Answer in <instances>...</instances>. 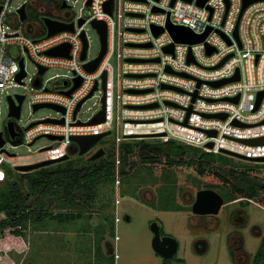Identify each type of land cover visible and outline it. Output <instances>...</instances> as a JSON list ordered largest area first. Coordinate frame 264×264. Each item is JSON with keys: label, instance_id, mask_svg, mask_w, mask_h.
Segmentation results:
<instances>
[{"label": "built area", "instance_id": "1", "mask_svg": "<svg viewBox=\"0 0 264 264\" xmlns=\"http://www.w3.org/2000/svg\"><path fill=\"white\" fill-rule=\"evenodd\" d=\"M10 1L0 3V91L5 92L7 98L23 94L24 101L27 99V93L13 94L9 91L12 86L28 85L25 57L13 55V48L18 46L38 67V76L30 78L33 86L29 99L33 111L39 103L57 104L65 111L57 110L59 117L31 120L19 129L16 124L19 118L9 115L4 127H1L0 109V133L7 130L4 133L5 143L0 147V182L7 178L8 168L18 170L19 165L61 157L68 154L67 150L73 143L79 150L78 144L72 140L73 136L112 131H115V140L108 150L104 149L106 159L115 164L113 188L116 206L121 201V145L136 134H153L162 142L176 140L215 154L236 157L228 152L231 151L248 157H264V143L252 145L241 141L264 137V94L260 95L264 92V0L253 1L244 10V0H207L204 5H200L198 0H92L87 5L86 0L89 14L76 18L70 11L71 0H55L52 8L46 0H25L28 14L25 20H21L18 12L24 3L11 10ZM109 1L111 12L106 9ZM33 9L43 14V22L46 16L74 23V29L49 35L45 22L42 29L41 24L29 20ZM54 9L58 12L53 13ZM81 19H84L82 24ZM95 19L107 23V49L98 67L89 71L85 63L101 52L96 57L89 56L86 24H92ZM169 22L188 27L197 35H207L200 42L177 41L167 29ZM153 26L162 27L164 31L156 35ZM237 28L238 36L235 33ZM83 31L88 41L86 59H82ZM62 44L69 46L67 55L48 53ZM171 44L173 50L166 51L165 47ZM209 48L213 50L211 53ZM21 61L26 76L19 81L17 75L22 70ZM55 66L66 68L71 77L58 79L51 86L50 81L57 77L44 80L42 75ZM41 67H46L44 73L39 72ZM237 74L239 79L214 84ZM77 79H81L80 85L67 93ZM95 85L97 88L93 95L98 90L102 93L100 109L88 120H82L78 116L82 106L76 114L75 109ZM105 93V120L93 123L91 120L103 107ZM154 103L157 105L148 106ZM189 109L192 111L185 124ZM49 118H63L64 122L49 121ZM11 119L19 132L13 139L18 144L31 145L41 136L56 135L57 138L53 139L59 143L56 154H47L40 160H18L15 153L5 148L7 138L12 140L6 127ZM138 125H145L146 128ZM210 143L212 146H209ZM51 147L41 148L40 151ZM255 162L264 164V161ZM119 220L116 215L115 222ZM118 239L116 233L115 240ZM118 256L115 243L114 257Z\"/></svg>", "mask_w": 264, "mask_h": 264}, {"label": "rangeland", "instance_id": "2", "mask_svg": "<svg viewBox=\"0 0 264 264\" xmlns=\"http://www.w3.org/2000/svg\"><path fill=\"white\" fill-rule=\"evenodd\" d=\"M24 1L11 0V10H15L16 6L23 4ZM85 1H69L73 18L89 14L90 7L85 6ZM46 2L50 7L56 4L55 0ZM42 16L41 12L33 9L29 20L38 22L44 29ZM86 30L90 41L89 56L93 58L101 50V39L91 23L86 24ZM13 51L14 56L25 57L28 72L27 87L20 85L9 89L13 94L23 92L28 94L22 106V116L16 119L18 128H24L34 119L59 117L60 113L49 106L33 111L29 99L33 86L30 78L38 76V67L25 52L19 50L18 46H15ZM55 77L57 78L49 83L51 86L58 79L70 78L71 73L66 68L55 66L50 67L42 75L44 80ZM101 95V91L98 90L85 100L78 114L82 120H88L100 109ZM0 109L3 128L9 115L8 98L3 91H0ZM138 126L146 128L145 125ZM131 137L128 141L145 139L152 143L161 142V139L153 134H136ZM12 140L7 138L5 148L15 153L21 162L40 160L47 154H56L59 145L48 136L39 137L31 145L18 144ZM114 140L115 131H112L85 154H80L79 150L72 151L71 146L76 145L73 143L67 150L68 159L85 164L86 161L89 162L95 150L100 147L108 150ZM47 146L52 147L40 151ZM102 157L106 158L105 154ZM234 160L240 164L261 165L240 157H234ZM3 184L0 182V186ZM203 188H214L221 193L218 187L209 186L203 179L192 177L186 180L177 169L140 166L132 174L121 176L119 187L121 201L117 206L111 184L102 186L100 195L93 205L63 208L51 203L47 209L50 214L43 222H32L18 242L0 240V264H162L164 258L152 246L154 235L151 224L154 221L161 225L162 234L172 235L179 241L177 255L171 259L174 264H254L255 254L264 237V208L247 199L234 203L225 201L219 213L199 215L192 211V204L197 191ZM180 203H186L191 207L186 209ZM60 211L69 212L68 214L75 212L76 214H73L75 216L80 213L81 219L74 217L72 224L63 222L60 217H55ZM114 215L120 217L115 225L119 239L115 240V233L109 234L108 239L116 243L119 255L116 259L107 245L104 255L98 251L97 234L94 230L98 223H104L106 228L109 227L110 221L114 222ZM102 247L104 248L103 245ZM178 257L184 261L179 262ZM261 264H264V261Z\"/></svg>", "mask_w": 264, "mask_h": 264}, {"label": "trees", "instance_id": "3", "mask_svg": "<svg viewBox=\"0 0 264 264\" xmlns=\"http://www.w3.org/2000/svg\"><path fill=\"white\" fill-rule=\"evenodd\" d=\"M75 146H71L72 151L78 150ZM147 165L177 169L186 180L203 179L209 186L218 187L226 202L251 199L264 206V164H240L232 156L218 155L176 140L152 143L138 139L122 143L121 176H128ZM7 172V178L0 186V240L12 242H18L32 222H43L50 214L47 209L51 203L63 208L93 205L102 186H113L116 178L115 164L104 157L85 164L66 159L32 171L8 168ZM181 205L186 209L191 207L186 203ZM63 212H58L55 217L70 224L74 217L81 219L80 213L75 216V212ZM94 230L97 249L101 251L105 234L116 233L115 218L109 227L98 223ZM177 260L184 261L179 257ZM263 260L264 238L253 263L260 264ZM171 262L164 258L162 264Z\"/></svg>", "mask_w": 264, "mask_h": 264}, {"label": "water", "instance_id": "4", "mask_svg": "<svg viewBox=\"0 0 264 264\" xmlns=\"http://www.w3.org/2000/svg\"><path fill=\"white\" fill-rule=\"evenodd\" d=\"M112 1V0H111ZM111 1H109L106 4V9L111 12ZM191 1V0H189ZM207 0H198V3L200 5H204L205 2ZM255 0H244V5H243V10L251 3ZM92 2V0H88L87 1V5H90ZM174 2V0H173ZM65 6V5H64ZM2 10V5H0V12ZM158 10V9H156ZM18 12L20 13L21 16V20H25L28 16L27 14V6L24 3L19 9ZM43 20L45 22V24L48 26L49 28V35H52L56 32H59L61 30H65V29H74V23H64V22H60L57 20H53L50 17H43ZM84 22V19L80 20V24H82ZM92 25L97 29L99 35H100V39H101V52L99 54V56H97L95 59H93L90 62L85 63V67L89 70V71H94L98 65L100 64L102 58L104 57L105 53H106V49H107V34H108V28H107V23L104 20H93L92 21ZM167 29L171 32V34L174 36V38L177 41H183V42H190V43H194V42H200L202 40L205 39L207 33L203 34V35H197L195 33H193V31L188 28V27H184V26H176L173 25L172 23H168ZM153 30L154 33L156 35L160 34L161 32L164 31V28L159 27V26H153ZM236 35L238 36V28L236 29ZM82 37L84 40V50L82 53V59H86L87 56V49H88V41L85 37V32H82ZM166 51H172L173 50V44L166 46L165 47ZM69 51V46L67 44H62L60 46H57L55 48H52L48 51V53L51 54H63V55H67ZM213 50L211 48H209L208 52L211 53ZM190 60H192V57L190 58ZM222 64V63H221ZM21 71L18 73L17 78L19 81L22 80L23 77L26 76V71L24 70V63L21 61ZM46 70V67H41L40 69V73H44V71ZM235 79H239V75L237 74L236 76L229 78V79H224V80H220L217 82H214L215 85H220L223 84L225 82L228 81H232ZM36 83H39V79H37ZM81 83V79H77L76 80V84L75 86L68 91L67 93H71L75 88H77ZM166 87V85L164 86ZM97 85H95V87L92 89V91L84 98L82 99L76 109H75V114L78 112V110L80 109V107L82 106L83 102H85L86 99H88L89 97H91L94 93V91L96 90ZM104 89L106 90V73H104ZM264 94V92H261L260 95L262 96ZM16 99L18 101V104L16 103ZM25 99V95L23 94H16L15 97L13 96H8V103L10 105L9 108V116L10 117H15V118H20L21 116V111H22V103ZM103 107L101 109V111L91 120V122L93 123H97V122H103L105 120V113H106V93L103 96ZM237 100V99H236ZM157 103L148 105V106H156ZM44 106H49V107H53L56 110H61V111H65V109L57 104H53V103H39L36 104L34 106V110H38L41 107ZM191 109H189V114L187 116V119L185 121V124L187 123L188 117L191 113ZM224 117L226 115H223ZM47 120H53L54 122H58V123H63L64 119H47ZM8 127V132L10 133V136L12 139H14L17 135H18V131L16 130V125H15V121L13 119L9 120L7 123ZM7 130L4 129L3 131H1L0 133V147H2L5 143V139H4V133H6ZM212 133V131H211ZM215 134V132H213ZM107 134H109V132H102V133H98V134H94V135H82V136H73L72 140H74L78 146H79V153L80 154H85L88 151H90L94 145L100 140L102 139L104 136H106ZM49 138L51 139H56L57 136L56 135H48ZM58 138H62V137H58ZM241 141L248 143V144H252V145H256V144H263L264 143V137H255V138H245V139H241ZM209 146H212V143L209 144ZM4 150V149H2ZM230 154L236 156V157H240L243 159H248V160H256V161H264V157H258V158H254V157H248L239 153H235V152H231L228 151ZM105 154V149L103 147H100L96 152H94L91 156H90V160H97L99 158H101L103 155ZM69 155L65 154L61 157H57V158H51V159H46L43 161H39L36 163H32V164H27V165H19L17 166V169L19 171H23V172H27V171H32L59 161H63L68 159ZM225 204V197L216 189L214 188H203L197 191L196 194V199L192 204V211L196 214L199 215H204V214H217L219 213L220 209L222 208V206ZM151 228L153 231V239H152V246L154 248V250L161 255L163 258H168V259H172L175 254L178 252L179 249V241L172 235H163L162 234V229H161V225L157 222L154 221L151 224Z\"/></svg>", "mask_w": 264, "mask_h": 264}, {"label": "crops", "instance_id": "5", "mask_svg": "<svg viewBox=\"0 0 264 264\" xmlns=\"http://www.w3.org/2000/svg\"><path fill=\"white\" fill-rule=\"evenodd\" d=\"M0 3H2V2H0ZM50 8H52V7H50ZM58 11L57 10H53V13H57ZM114 189V188H113ZM247 200H249V199H247ZM239 201H241V199H239V200H235V201H231V202H239ZM250 201V200H249ZM252 202H254V203H257V202H255V201H252ZM226 203V202H225ZM258 205H260V206H262L261 204H259V203H257ZM263 208H264V206H262ZM114 218H115V215H114ZM115 225H116V222H115ZM115 235H116V233H115ZM106 239H105V243H103L102 242V245L104 246V248L102 247L101 248V251L100 252H102V254L104 255V253L103 252H106V248H105V245H107V247L109 248V250H111V252H113L114 253V246H115V242L114 241H112L111 239H108L109 237V233H107L106 234ZM264 238V237H263ZM263 238H262V241H263ZM109 240V241H108ZM262 243V242H261ZM261 245V244H260ZM260 247V246H259ZM116 259V258H115ZM264 261V260H263ZM263 261L261 262V263H263ZM260 263V264H261Z\"/></svg>", "mask_w": 264, "mask_h": 264}, {"label": "flooded vegetation", "instance_id": "6", "mask_svg": "<svg viewBox=\"0 0 264 264\" xmlns=\"http://www.w3.org/2000/svg\"><path fill=\"white\" fill-rule=\"evenodd\" d=\"M18 134H19V132H18ZM163 235H167V234H166V233H163ZM176 255H177V253L175 254V256H176ZM175 256H174V257H175ZM171 264H174V262H173V263L171 262ZM175 264H176V263H175Z\"/></svg>", "mask_w": 264, "mask_h": 264}]
</instances>
